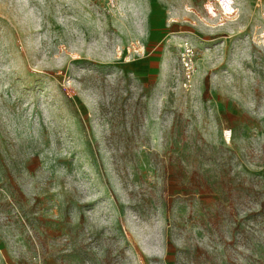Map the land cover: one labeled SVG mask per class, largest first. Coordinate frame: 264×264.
<instances>
[{
    "label": "rangeland",
    "instance_id": "1",
    "mask_svg": "<svg viewBox=\"0 0 264 264\" xmlns=\"http://www.w3.org/2000/svg\"><path fill=\"white\" fill-rule=\"evenodd\" d=\"M0 264H264V0H0Z\"/></svg>",
    "mask_w": 264,
    "mask_h": 264
},
{
    "label": "built area",
    "instance_id": "2",
    "mask_svg": "<svg viewBox=\"0 0 264 264\" xmlns=\"http://www.w3.org/2000/svg\"><path fill=\"white\" fill-rule=\"evenodd\" d=\"M95 1L106 2L107 5H114V3H115L117 0H95ZM217 1H218V0H217ZM232 1H233V0H228V7H229V8H231ZM218 3H219V2H218Z\"/></svg>",
    "mask_w": 264,
    "mask_h": 264
}]
</instances>
